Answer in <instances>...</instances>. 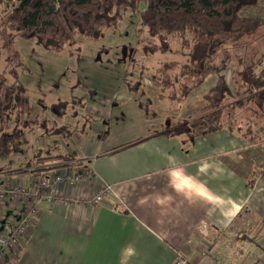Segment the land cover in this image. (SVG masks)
<instances>
[{
    "label": "crops",
    "instance_id": "1",
    "mask_svg": "<svg viewBox=\"0 0 264 264\" xmlns=\"http://www.w3.org/2000/svg\"><path fill=\"white\" fill-rule=\"evenodd\" d=\"M129 83L123 63L81 62L70 100L82 105L67 121L75 126L59 154H73V164L58 167L61 161L49 160L56 155L46 154L0 174V184L23 188L68 175L64 196L79 200L112 189L94 206L42 203L14 264H173L178 255L196 261L200 251L214 260L220 245L243 237L256 247L246 216L264 228V125L188 142L165 132L153 100L157 117L146 120ZM62 128L49 136L37 130L42 149L59 146L53 139ZM21 208L0 201V233L14 230Z\"/></svg>",
    "mask_w": 264,
    "mask_h": 264
},
{
    "label": "trees",
    "instance_id": "2",
    "mask_svg": "<svg viewBox=\"0 0 264 264\" xmlns=\"http://www.w3.org/2000/svg\"><path fill=\"white\" fill-rule=\"evenodd\" d=\"M259 5L264 11V0H17L1 19L0 28H7L13 39L34 41L45 51L61 53L78 46L80 39L98 41L128 14L137 15L140 27L156 43L141 44L144 53L167 54L171 52L172 43L177 42L191 57L193 64L181 71L186 81H180L178 89L172 88L169 78L163 79L159 92L168 91L167 99L179 104L202 87L207 77H215L214 84L201 97L205 104L202 114L183 116L164 128L173 137L193 142L224 129L242 133L245 125H264L259 118L262 114L255 110L258 101L264 99V68H260L264 55L255 60V66L235 70L231 87L226 81L224 66H217L222 56L226 61L233 57V53L226 50L245 54L263 32L264 16L243 14ZM255 67L259 68L258 72ZM141 85V82L129 83L128 90L135 96L144 118L151 121L157 115ZM36 104L42 115H34L28 90L18 81L15 69L0 73V133L11 122L13 131L47 129L48 125H53L50 117L63 119L68 109L82 105L78 98L51 105L38 100ZM245 135L247 133L242 134ZM74 157L73 154L56 155L49 160H59L62 164L58 167H67L73 164ZM8 170L2 168L0 173ZM244 240L245 237L242 242Z\"/></svg>",
    "mask_w": 264,
    "mask_h": 264
},
{
    "label": "rangeland",
    "instance_id": "3",
    "mask_svg": "<svg viewBox=\"0 0 264 264\" xmlns=\"http://www.w3.org/2000/svg\"><path fill=\"white\" fill-rule=\"evenodd\" d=\"M16 4L17 0H0V22ZM259 6L250 8L243 14L247 17H263L264 11L260 9L261 5ZM80 42L78 46L67 48L61 53H50L34 41L13 39L7 28H0V73L5 70L8 72L12 69L16 70L18 81L28 90L34 115H42L36 104L38 100H43L48 105L62 101L70 102L71 97L74 96L75 87L72 88V85L79 72L80 63L90 62L93 59L123 63L127 70L128 80L132 84L135 82L142 84L144 79L146 87L144 89L141 85V89L145 97L153 100L155 105L157 104L155 108L160 115L161 126L176 123L186 115L193 117L202 114L205 104L201 97L214 84L215 77H207L202 87L191 92L188 98L179 104L175 100L167 99L168 91L159 92L163 79L169 78L172 88L178 89L179 82L186 81L181 71L186 65L193 64L191 57L188 52L181 50L177 42L172 43L170 53L155 55L144 53L141 50V44L154 45L156 43L140 27L137 15L128 14L116 28L105 31L103 38L98 41L80 39ZM227 52L233 53V57L226 61L222 60L224 58L222 56L217 66H224V75L231 87V79L235 70L243 71L248 66H255V60L264 55V30L247 48L245 54L233 50H226ZM258 67L254 68L255 72L259 71ZM260 68H264V64ZM8 80L11 81L9 77ZM159 101L163 103H157ZM257 104L259 108L254 105L257 107L255 110L262 114L259 118L264 123V99L258 101ZM80 108L81 106H78V108L67 110V116L63 120L56 121L51 118L53 125L50 124L47 129H44V135H56L64 123L59 140L53 139V142H59V146L54 148L42 149V138L37 130L24 133V130L20 128L13 131L12 122L6 125L0 133V169L16 170L20 167L22 169L25 165L34 166L37 158H42L46 154L50 156L62 154L61 141L63 142L65 133L75 126L74 122H69L70 126H68L67 121L71 119L72 111L78 112ZM26 133L28 136L25 135ZM246 220L251 227L249 236L251 240L256 241V247L245 242H237L232 246L225 242L219 246L218 252L221 257L218 256L219 258L214 260L208 257L212 262L214 261V264H264L262 223L260 219L249 216H246ZM229 248H234L233 253H230ZM255 259L256 262H254Z\"/></svg>",
    "mask_w": 264,
    "mask_h": 264
},
{
    "label": "built area",
    "instance_id": "4",
    "mask_svg": "<svg viewBox=\"0 0 264 264\" xmlns=\"http://www.w3.org/2000/svg\"><path fill=\"white\" fill-rule=\"evenodd\" d=\"M68 175L56 177L53 181H38L29 188L15 186L10 181L0 184V201L10 199L13 204L22 202L21 217L15 221L9 218L8 222H16L12 232L0 233V264H14L18 259V249L24 243L30 230L31 224L39 211L42 203L47 204H71V205H98L112 193L110 186H104L95 196L84 200L64 196V187ZM196 254V253H195ZM173 264H214L209 260L204 251L198 253V259L185 258L178 255Z\"/></svg>",
    "mask_w": 264,
    "mask_h": 264
}]
</instances>
